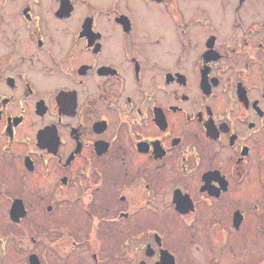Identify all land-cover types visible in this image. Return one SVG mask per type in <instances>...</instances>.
Wrapping results in <instances>:
<instances>
[{"label": "flooded vegetation", "instance_id": "flooded-vegetation-1", "mask_svg": "<svg viewBox=\"0 0 264 264\" xmlns=\"http://www.w3.org/2000/svg\"><path fill=\"white\" fill-rule=\"evenodd\" d=\"M64 207L126 264H178L171 219L264 264V0H0V257L45 264L24 224Z\"/></svg>", "mask_w": 264, "mask_h": 264}, {"label": "rangeland", "instance_id": "rangeland-1", "mask_svg": "<svg viewBox=\"0 0 264 264\" xmlns=\"http://www.w3.org/2000/svg\"><path fill=\"white\" fill-rule=\"evenodd\" d=\"M31 217L36 220L34 219L33 223L28 220L24 226L29 229V233L35 240L27 238L24 241L25 249L38 253L45 264H126L124 260H119L116 256L121 253L119 241L124 234V230L120 232L118 226H107L105 230L102 229L101 235L93 239L90 231H87V219L78 208L64 207L52 215L44 214L42 209H37L33 211ZM59 223L64 225H58ZM65 227L68 229L66 230ZM147 227L164 233V244L175 251L178 264H253L259 259L257 254L252 252L253 246L249 244L247 248L235 250L233 254L227 252L223 259L213 261L208 248L204 247V241L194 240L196 237L193 241L191 238H182L179 231L180 224L173 219L165 223L147 225ZM6 228L17 235H23L21 229L15 230L9 223ZM48 231H51V236ZM43 233L45 238L41 237ZM15 241V238H9L7 257H0V264L27 263V251H18ZM24 245L20 247L24 248ZM93 255H95L94 258Z\"/></svg>", "mask_w": 264, "mask_h": 264}, {"label": "water", "instance_id": "water-1", "mask_svg": "<svg viewBox=\"0 0 264 264\" xmlns=\"http://www.w3.org/2000/svg\"><path fill=\"white\" fill-rule=\"evenodd\" d=\"M16 214H17V215L20 214L19 209L16 210ZM21 214H22V213H21ZM21 214H20V215H21ZM20 215H19V216H20ZM168 257H170V256H167V255H161V260H160L157 264H169V263H171V262H170V259H171V261H172V257H170V259H169ZM30 264H38L37 257H36L34 254H32V255L30 256ZM171 264H173V261H172Z\"/></svg>", "mask_w": 264, "mask_h": 264}]
</instances>
